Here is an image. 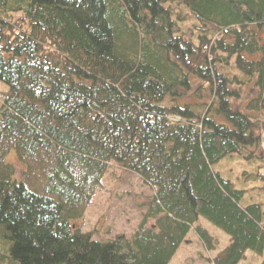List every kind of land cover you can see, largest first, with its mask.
<instances>
[{
	"label": "trees",
	"instance_id": "1",
	"mask_svg": "<svg viewBox=\"0 0 264 264\" xmlns=\"http://www.w3.org/2000/svg\"><path fill=\"white\" fill-rule=\"evenodd\" d=\"M181 6L199 23L188 34ZM233 62L246 80L225 73ZM249 85L251 95L241 91ZM261 116L264 0H0L9 260L239 264L247 251L262 255L261 204L244 206L245 192L214 170L258 156Z\"/></svg>",
	"mask_w": 264,
	"mask_h": 264
},
{
	"label": "rangeland",
	"instance_id": "2",
	"mask_svg": "<svg viewBox=\"0 0 264 264\" xmlns=\"http://www.w3.org/2000/svg\"><path fill=\"white\" fill-rule=\"evenodd\" d=\"M179 9L182 11V19L180 26L183 32H189V29L193 26H198L199 23L189 10L181 6ZM225 68V73L232 79V81L241 82L246 80L244 76L235 68L233 62ZM251 85L244 87L241 91L245 94L251 95ZM197 100V99H196ZM195 102V100L193 99ZM240 107V106H238ZM264 119V116H261ZM264 137V136H262ZM261 150L258 156L249 159L248 157H229L220 161L215 167L219 174H221L226 180L233 183L236 189L244 190L245 200L244 206L252 204H261L264 211V139L261 141ZM8 160L14 163L17 167L16 178H22L23 172L25 171L24 165L17 160L15 153H11ZM18 161V162H17ZM91 216V215H90ZM89 216V219H90ZM9 247L10 244L5 241L3 233L0 231V264H14L9 260ZM211 263H213V253L208 254ZM264 261V253L258 255L253 251H247L244 259L239 264H261Z\"/></svg>",
	"mask_w": 264,
	"mask_h": 264
},
{
	"label": "bare ground",
	"instance_id": "3",
	"mask_svg": "<svg viewBox=\"0 0 264 264\" xmlns=\"http://www.w3.org/2000/svg\"><path fill=\"white\" fill-rule=\"evenodd\" d=\"M182 21H183V19H182ZM190 31H191V28L189 29V32L188 33H190ZM184 33H186V34H188L187 32H184ZM254 252V251H253ZM256 253V252H255ZM257 254V253H256ZM259 255V254H258Z\"/></svg>",
	"mask_w": 264,
	"mask_h": 264
}]
</instances>
